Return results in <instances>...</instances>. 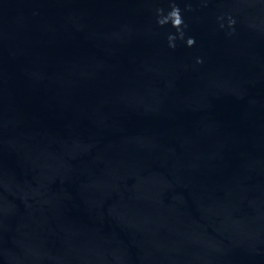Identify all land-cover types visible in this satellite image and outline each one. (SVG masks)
I'll use <instances>...</instances> for the list:
<instances>
[{
    "label": "water",
    "instance_id": "water-1",
    "mask_svg": "<svg viewBox=\"0 0 264 264\" xmlns=\"http://www.w3.org/2000/svg\"><path fill=\"white\" fill-rule=\"evenodd\" d=\"M0 264H264V0H0Z\"/></svg>",
    "mask_w": 264,
    "mask_h": 264
}]
</instances>
